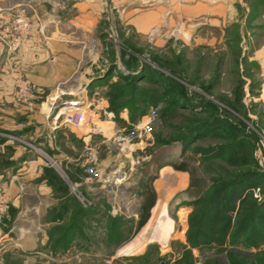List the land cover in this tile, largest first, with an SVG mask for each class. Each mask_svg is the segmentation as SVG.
Masks as SVG:
<instances>
[{"label":"rangeland","instance_id":"obj_1","mask_svg":"<svg viewBox=\"0 0 264 264\" xmlns=\"http://www.w3.org/2000/svg\"><path fill=\"white\" fill-rule=\"evenodd\" d=\"M48 1L63 79L14 90L53 134L0 163V264H264V0Z\"/></svg>","mask_w":264,"mask_h":264},{"label":"crops","instance_id":"obj_2","mask_svg":"<svg viewBox=\"0 0 264 264\" xmlns=\"http://www.w3.org/2000/svg\"><path fill=\"white\" fill-rule=\"evenodd\" d=\"M17 1L19 0H0V12L16 6ZM31 1L42 15L39 21L37 17H32L33 33L29 40L15 52H7L0 45V163H42L35 160L34 151L29 150L27 146L36 142L40 145L45 144L53 134L52 123L47 121V117L51 114L49 99L40 101L34 110L22 106L14 90L15 79L19 78V75L42 87L46 93L51 91L50 88L55 83L63 79L60 66H53L50 62L53 57L51 56L52 40L57 37V32L51 31L49 27L51 18L44 14L45 5L49 6L50 2ZM21 12L25 14L24 11ZM57 57L62 64V55ZM72 73L74 68H71L66 76ZM20 135L23 143L9 137ZM15 180L16 177H11L10 182L12 184L18 182Z\"/></svg>","mask_w":264,"mask_h":264},{"label":"built area","instance_id":"obj_3","mask_svg":"<svg viewBox=\"0 0 264 264\" xmlns=\"http://www.w3.org/2000/svg\"><path fill=\"white\" fill-rule=\"evenodd\" d=\"M0 13V45L7 52H15L31 37L33 33L32 18L22 12ZM14 86L20 101L32 107L33 99L39 92L37 86L24 79L15 80ZM69 105H73V102H70ZM84 118V111H71L65 115L64 122L72 127H79ZM10 138L15 139L14 137ZM5 203V199L0 197V214L3 212Z\"/></svg>","mask_w":264,"mask_h":264},{"label":"bare ground","instance_id":"obj_4","mask_svg":"<svg viewBox=\"0 0 264 264\" xmlns=\"http://www.w3.org/2000/svg\"><path fill=\"white\" fill-rule=\"evenodd\" d=\"M66 106H67V105H66ZM121 182H122V180H120V179L116 181V183H121Z\"/></svg>","mask_w":264,"mask_h":264}]
</instances>
